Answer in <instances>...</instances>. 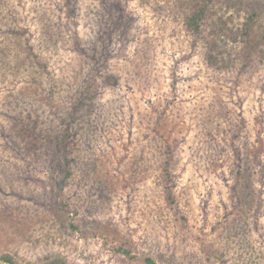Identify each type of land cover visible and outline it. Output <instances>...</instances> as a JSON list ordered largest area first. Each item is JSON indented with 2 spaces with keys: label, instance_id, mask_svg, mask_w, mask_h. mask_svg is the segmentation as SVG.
Listing matches in <instances>:
<instances>
[{
  "label": "rangeland",
  "instance_id": "rangeland-1",
  "mask_svg": "<svg viewBox=\"0 0 264 264\" xmlns=\"http://www.w3.org/2000/svg\"><path fill=\"white\" fill-rule=\"evenodd\" d=\"M5 253L264 264V0H0Z\"/></svg>",
  "mask_w": 264,
  "mask_h": 264
},
{
  "label": "trees",
  "instance_id": "trees-1",
  "mask_svg": "<svg viewBox=\"0 0 264 264\" xmlns=\"http://www.w3.org/2000/svg\"><path fill=\"white\" fill-rule=\"evenodd\" d=\"M186 26L190 29H193L198 26V14L197 12L191 14L186 19ZM145 262L147 264H157L154 260L150 257L145 258ZM0 264H17L11 255L5 253L0 256Z\"/></svg>",
  "mask_w": 264,
  "mask_h": 264
}]
</instances>
